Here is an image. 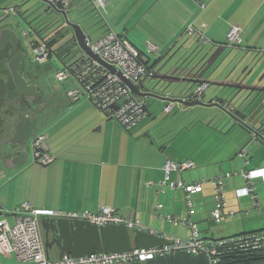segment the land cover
<instances>
[{"label": "crops", "instance_id": "obj_1", "mask_svg": "<svg viewBox=\"0 0 264 264\" xmlns=\"http://www.w3.org/2000/svg\"><path fill=\"white\" fill-rule=\"evenodd\" d=\"M83 1L85 0H74L69 10ZM110 1L113 2L108 0V3ZM115 1L141 4L139 8L143 11L147 7L148 11L144 13L149 12L150 23L139 34L134 35L136 25L133 23L141 15V11H136L129 18L125 16L124 20H117L115 17L114 24L106 19L99 26L97 37L92 39L86 31L87 36L96 40L110 30L125 36L142 52L153 71L156 70L157 62L151 64L147 43H154L158 47V56L164 55L171 47L174 50L178 46L181 39L177 37L191 24L212 41L222 39L232 24H238L242 29L241 46L248 49L264 48V0H210L207 12L200 16V4L207 0ZM10 15L6 13V8H0V21ZM59 18L62 20L60 15ZM74 18H77V14ZM9 26L11 25L2 24L0 30ZM81 26L84 29V25ZM71 32L66 26L60 36ZM5 33L0 51H7L12 47L11 42H14L13 34ZM141 34L143 35L139 36ZM152 34L157 35V40L150 38ZM163 34L170 37L161 39ZM59 40L51 46L52 49L49 48L48 58L37 62V67L24 69L23 65L22 68L27 83L38 86L33 91H25L28 95H33L32 107L38 111L35 113H39L36 132L29 144L32 148L36 134L44 133L48 149L56 158L49 164L35 162L33 149H29L28 158L20 162V149L5 146L6 151L2 147L10 157L4 162L0 156V220L5 219L13 225L15 215L12 211L28 203L33 208L78 212H99L103 206H110L127 218L138 219L143 228L167 238H187L190 235L189 227L170 221V215L195 222L204 238H225L264 229V182L261 178L255 180L260 209L253 207L249 196H236L235 189L245 184L242 177L224 179L227 199L225 211L233 210L235 216L221 223H216L211 218L215 197L209 182L213 176L221 173L264 166V140L252 137V130H264V124L232 126L227 132L226 129L221 132L205 124H182L183 118L161 128H158L159 125L152 128V124H145L144 120L131 132H127L108 112L96 108L76 81L61 82L64 90L50 88L48 76L43 74L41 67L56 59L64 64L68 56L73 58L84 53L76 48L77 41L74 37L66 43H57ZM161 41H165L164 45H161ZM38 43L40 42L36 39L33 48ZM18 49L21 50L20 46ZM7 77L0 74V104L7 97L6 89L11 88ZM208 88L205 91L206 99L210 98ZM71 89L79 90L78 97L68 94ZM6 103L8 104L7 101ZM29 112L37 118L33 111ZM192 112L193 109L190 113ZM155 115L153 112V116ZM14 120H19V113H16ZM200 126L207 132L205 140L197 139L196 132ZM170 135L173 137L167 142ZM242 150L246 153L245 156L240 155ZM168 159L190 160L196 164L195 168L181 174L187 183L205 180L202 191L191 193L194 201L192 213L183 191H158L157 184L165 177L164 165ZM172 178L175 179L176 174H172ZM149 181L153 184L149 185ZM158 204L162 205L159 209L156 208ZM53 249L57 258L58 249L56 246ZM5 257L7 264H17L15 255ZM1 263L4 264L2 259Z\"/></svg>", "mask_w": 264, "mask_h": 264}, {"label": "built area", "instance_id": "obj_2", "mask_svg": "<svg viewBox=\"0 0 264 264\" xmlns=\"http://www.w3.org/2000/svg\"><path fill=\"white\" fill-rule=\"evenodd\" d=\"M60 9L69 10L74 0H49ZM97 9L105 8L108 0H92ZM202 10L206 9L207 2L200 4ZM7 14L17 13L16 7H8ZM186 32L188 35H198L204 42L209 39L195 29L193 24L189 25ZM242 29L238 24H232L228 29L226 38L228 44L236 46L241 43ZM26 35H29L25 31ZM87 43L91 50L104 62L115 66L132 83L141 85L145 79L154 75L150 66L145 61L142 52L125 36L113 31L105 32L96 40L87 36ZM147 52L152 55H159L158 47L151 42L147 43ZM33 62H40L49 56V46L38 43L34 46ZM59 81H76L86 93L90 102L102 112H108L121 126L131 132L147 118V112L143 103L130 90L123 80L111 72L99 60L82 53L73 57L69 63H64L57 71ZM210 82L203 80L194 88L195 96L202 98L209 87ZM68 94L78 97L79 90L71 89ZM171 105L165 106L164 111L171 112ZM253 139L264 140V130H252ZM47 136L38 133L33 139V161H41L49 164L55 160L50 153L46 142ZM245 156L244 150L240 153ZM196 164L190 160L174 161L168 159L164 165L165 177L158 182L159 192L166 190H181L185 193L190 213L194 206L191 197L192 192L202 191L204 179L187 183L181 177L186 170H191ZM176 174V178H172ZM240 176L245 184L235 189L237 197L249 196L252 205L260 209L259 195L256 192L255 180L261 178L264 182V166L253 169H241L236 172H226L213 176L209 182L213 187L215 207L211 211V218L216 223L233 218L235 211H225L227 199L223 181L225 178ZM149 185L153 182L149 181ZM158 204L156 208H161ZM15 223L9 224L7 220H0V257L13 254L17 264H127L135 261L145 262L157 256L187 252L192 255L202 254L207 259V264H220L226 253L249 254L264 251V229L229 236L225 238H204L195 222L190 219H179L176 216H168L174 223L186 224L190 229L187 238L169 237L170 244L163 247L149 249H133L123 253L95 252L85 257L64 256L62 259L52 258L48 255L45 245V235L42 227V217L66 218L75 220H87L98 226L109 224H121L130 229L143 228L138 219H130L110 206H103L99 212L90 211H62L47 208H33L28 203L13 210ZM0 264L1 259H0Z\"/></svg>", "mask_w": 264, "mask_h": 264}, {"label": "water", "instance_id": "obj_3", "mask_svg": "<svg viewBox=\"0 0 264 264\" xmlns=\"http://www.w3.org/2000/svg\"><path fill=\"white\" fill-rule=\"evenodd\" d=\"M39 2L48 4L52 10L62 17L63 22L59 19L61 20L60 25L67 26L74 33L77 44L84 53L99 60L111 72L119 76L136 96L142 99L143 108L147 112V117L153 115L151 107L156 109L155 104L159 106L160 103H167L166 106L171 105L173 110L177 107L178 110L183 112H191L193 106L208 108L216 105L236 122L248 126L244 121L246 119H252L250 116L251 112H256L259 106L261 110L264 108V100H254L249 106L242 107L237 103L233 104V98L226 104H223L216 98L206 99L205 93L202 98H197L194 88L203 80L209 81L210 69L212 68L216 53L211 56L209 51L202 52L198 47H190L186 46V44L175 50H173L174 47H171L164 55L158 56L159 60H164L159 69L155 70L154 75L149 80H145L140 86L136 85L126 78L115 66L102 61L91 50L87 43L86 31L80 24L69 19V10L60 9L49 0H23L22 5H26V8L22 9V11L20 9L17 10L15 14L18 16V21L27 27L26 32L29 35H35L40 43L48 46L50 44L52 46V42L54 44L56 43L58 34L54 30L51 31L53 25L50 23L47 24L42 17L43 12H40L41 6L38 5ZM5 32L13 34L14 42H11V45L14 49H17L20 46L21 39L19 32L13 25L0 30V47H2L1 43L3 42L2 38L4 34H6ZM16 51L15 61L13 59L8 61L5 57L0 58V74L8 75L17 91V95L15 92V95L11 96L14 91L11 88H7L5 91L7 92V97L0 104V124L4 125L3 133L1 132L2 134H0V156L4 162L8 161L10 155L6 154L7 152L3 150V145L13 149H20L18 152L21 159L20 162L28 158V143L36 132L37 123V118L33 117L31 112H28V109L33 112H38L32 107L33 95H28L25 91L26 89L33 91V88L37 89L38 86L36 84H28L22 73L27 52L23 48ZM212 58L213 60L210 64ZM236 68L237 65L233 66L226 75H223L224 69L221 70L220 76L214 78V81L211 83L224 88H232L237 92L247 90L250 93L255 91L264 93V83L261 86L244 84L242 75L235 72ZM216 70L213 72H216ZM250 72L251 69L248 70V67H246L241 73L249 74ZM207 73L209 75L205 77ZM262 79L263 77H260L259 81H262ZM186 86L188 87L186 88ZM11 99H14V104L13 109L9 111L8 105ZM253 106L254 108L250 110ZM16 113L20 114L19 120L15 122L14 117ZM154 119H156V116ZM178 123L176 122V124ZM11 126H14V134L8 137L6 133L11 130ZM168 127L169 125L165 126L164 129ZM41 223L44 230L47 253L50 255V251L56 246L59 252V259H62L65 255L85 257L95 252L123 253L133 249L163 247L171 242L164 235L150 229H130L121 224L98 226L87 220L54 217H42ZM247 260V254L238 255L236 258V261L244 262L241 264H246L245 262ZM134 264H207V259L202 254L192 255L187 252H178L176 254L147 259L143 263L136 261Z\"/></svg>", "mask_w": 264, "mask_h": 264}, {"label": "rangeland", "instance_id": "obj_4", "mask_svg": "<svg viewBox=\"0 0 264 264\" xmlns=\"http://www.w3.org/2000/svg\"><path fill=\"white\" fill-rule=\"evenodd\" d=\"M23 0H0V8H8V7H16L17 10L26 8V5H22ZM207 6H210V0H207ZM39 6H41L40 12H43L42 17L44 20L48 23L53 22V26L51 31L55 30V27L59 25L60 21L59 20V15L52 10L48 4H45L43 2L38 3ZM115 6V7H114ZM141 4H133V3H120L115 0L110 1L109 3L107 2V6L105 8L97 9L95 5L93 4L92 0H85L81 2L80 4L76 3V8L72 7L69 11V19L73 22H76L80 25H84V30L87 31L91 36L92 39L97 37L96 33L99 34L98 28L99 26L103 25V23L106 21V19H109V21L114 24V18L118 20V18H121L124 20V17L127 16L129 18L131 15H134V12L136 11H141V15L139 18L135 16L136 21L133 23L135 27V30L133 32L134 35L139 34L141 30H143L144 26H147V23L149 21V18L151 17L148 13H144L142 9L139 7ZM161 7H163V4H161ZM207 7V8H208ZM149 8V7H148ZM114 10V12H112ZM148 11V9H147ZM146 11V12H147ZM152 12V11H150ZM206 13V9L200 10L198 15H202L203 13ZM210 12V11H209ZM139 13V12H138ZM77 14V18H74V16ZM134 18V17H133ZM103 19V20H102ZM59 20V22L57 21ZM2 24H10L15 27V29L19 32L20 35V48H23L27 52V57L24 60V69L26 68H35L37 67L36 64L37 62H33V56H34V48H33V43L36 41V36L35 35H24V31H27V27L20 23L18 21V16L17 14H11L10 16H6V18L2 19L0 21V26ZM149 26V25H148ZM165 32H168V30H164ZM161 33V32H160ZM143 34L139 35L142 36ZM168 36V35H167ZM165 34L160 36L161 39L163 37H167ZM74 37V33H66L65 35H58L59 42L57 43H66L70 40H72ZM170 37V36H168ZM208 37V35H207ZM152 39L157 40V35L152 34L151 37ZM177 38H180V42L178 43V46L175 47L179 48L180 46L186 44V46L190 47H198L202 52H210V55L212 56L213 54L217 53L215 55V60H213L212 63V68L210 69V78L208 79L210 81V85L208 88V95H210V99L216 98L217 100L221 101L223 104H226L227 102H230V99L233 98V104L237 103L241 105L242 107L249 106L254 100H264V93L260 92H253L250 93L247 90H243L240 92H237L236 90L232 88H224L220 86L213 85L211 82L214 81V78L220 76L221 70L224 69L223 75H226V73L233 68V66L237 65L236 68V73H239L242 75V79L244 80V84L246 85H251V86H261L264 83V48L263 49H258V48H245V46L236 45V46H231L228 44L226 34L225 37L222 39H216L214 41L210 39V42L204 44L202 41H200V38L198 35H188L186 32V29L179 34ZM75 40V37H74ZM165 42V41H164ZM164 42H160L161 45H164ZM54 42H52V45ZM76 48L78 49L79 46L76 43ZM163 48V47H162ZM174 49V50H175ZM151 57V64L156 63L155 69L158 70L161 64L163 63L164 60H159L158 55H152L148 53ZM78 56V55H77ZM73 58L68 56L66 58V63H69L72 61ZM38 65V64H37ZM63 64L62 62L58 59L55 61H50L47 66L41 67L43 74L48 76L47 77V82L50 85V88L53 89H63L61 87L63 83L58 80L57 78V71L60 67H62ZM248 67V70L251 69V72L249 74H242L241 72L244 70V68ZM215 68V69H214ZM217 69V70H216ZM216 72H213L215 71ZM5 76H8L4 74ZM209 73L205 75L207 77ZM222 76V75H221ZM263 77L262 81H259V78ZM8 78V84L11 86V89L16 92L14 86L12 85L13 82L10 80L9 76ZM66 82V81H63ZM188 86H186L187 88ZM15 94L12 93L11 96H14ZM16 97V96H15ZM2 101V97H0ZM141 100V98H138ZM14 99L9 100V111L13 109V103ZM156 105V109L154 107H151L152 112H155L156 119L152 120L155 116L147 117L145 119L146 123L145 124H152V128L158 126V128L163 127V125L169 124V123H175V120H180L179 118H183L182 124L187 122L190 124V126L199 124V125H208L210 128H213L215 130L224 132L223 129H226L225 132H227L232 126H244L240 122H236L234 119H232L224 110H222L220 107L216 105H212L208 108H203L201 106H193V112L190 113L188 112H183L178 109H174L173 112H166L164 111L165 106L167 103H160L159 106ZM230 107V106H229ZM30 110L28 109V112ZM33 113V112H32ZM20 114V113H19ZM37 117V121L39 118V113H33ZM255 117V116H254ZM186 118V119H185ZM185 119V120H184ZM1 121V119H0ZM247 125L249 126H255L256 124H264V108L263 110H259V112L256 115V118L252 119H246L244 121ZM38 129V128H37ZM4 130V125L0 124V134H2ZM13 130V131H12ZM2 132V133H1ZM11 132V133H10ZM14 134V126H11V130L6 133V135ZM197 139L198 140H205L207 137V132L203 127H199L197 132ZM211 137V136H210ZM31 141V140H30ZM210 142V139H208ZM30 143V142H29ZM28 143L29 149L32 150L31 145ZM4 148H6V145H3ZM7 151V148L5 149ZM51 255L52 258H56V252L55 249L51 250ZM59 253V252H58ZM12 254H9L10 256ZM6 256V255H5ZM2 256L1 259L4 264H7L6 257Z\"/></svg>", "mask_w": 264, "mask_h": 264}, {"label": "trees", "instance_id": "obj_5", "mask_svg": "<svg viewBox=\"0 0 264 264\" xmlns=\"http://www.w3.org/2000/svg\"><path fill=\"white\" fill-rule=\"evenodd\" d=\"M58 21V20H57ZM60 23V22H59ZM50 24L53 25V22H51ZM64 25H57L55 27L54 32L58 35H60V33H62V29H64ZM103 35V34H102ZM51 45L49 44V47ZM153 116V115H152ZM171 137H173V135L168 136L167 138V142L171 139ZM238 255H243V254H234V253H226L224 255V258L222 260V262L220 264H235L236 262V258ZM247 259H264V251L262 252H255V253H249L247 254ZM240 262V261H239ZM243 262V261H242ZM244 263V262H243Z\"/></svg>", "mask_w": 264, "mask_h": 264}, {"label": "flooded vegetation", "instance_id": "obj_6", "mask_svg": "<svg viewBox=\"0 0 264 264\" xmlns=\"http://www.w3.org/2000/svg\"><path fill=\"white\" fill-rule=\"evenodd\" d=\"M47 24H48V22H46ZM10 50H12L11 51V54H10ZM16 50H19L18 48L17 49H14V47H10L7 51H0L1 53H0V58H4L5 57V59H7L8 61L9 60H11V59H13L14 61H15V59L14 58H16V56H15V54H16ZM16 51V52H15ZM19 54V53H18ZM217 54V53H216ZM215 54V55H216ZM15 56V57H14ZM214 58V57H213ZM213 58L210 60V64H211V62H212V60H213ZM32 75H34V71H32ZM16 95H17V91H16ZM254 108V106L250 109V110H252ZM259 110H261V108H260V106L256 109V112H251V118H256V115H257V113L259 112ZM255 116V117H254ZM155 258V257H154ZM136 262V261H135ZM143 263V262H142ZM241 263H243L242 261H236L235 262V264H241ZM246 264H264V259H248L246 262H245ZM120 264V263H119ZM127 264H134V262H132V263H127Z\"/></svg>", "mask_w": 264, "mask_h": 264}]
</instances>
